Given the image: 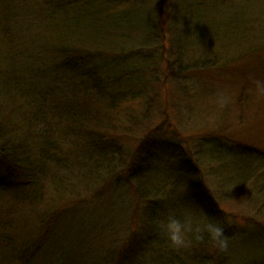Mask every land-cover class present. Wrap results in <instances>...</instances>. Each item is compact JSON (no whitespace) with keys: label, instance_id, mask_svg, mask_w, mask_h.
Here are the masks:
<instances>
[{"label":"rangeland","instance_id":"obj_1","mask_svg":"<svg viewBox=\"0 0 264 264\" xmlns=\"http://www.w3.org/2000/svg\"><path fill=\"white\" fill-rule=\"evenodd\" d=\"M21 3L0 1V14ZM223 4L219 10L214 3L216 8L201 19L205 37L195 43L206 42L189 49L184 60L179 62L178 50L171 48L172 32L162 48L144 49L127 61L126 71L139 78L111 90L112 102L91 98L77 81L70 84L77 86L74 109L64 97L45 108L32 104L37 94L22 96L27 105L21 108L39 116L23 134L10 133V143H34L36 156H44V148L48 159L69 166L52 176L41 169L26 173L29 186L0 191V223L7 226L0 229L1 236H9L11 244L23 235L26 242H39L32 249L42 246L43 255L33 264H108L124 242L127 249L119 264H195V259L196 264H264L262 177L253 171L240 185L244 160L264 158V92L257 87V82L264 83V0ZM232 5H243V12ZM173 17L163 14L161 26L174 24ZM60 20L72 24V40H92L88 16ZM10 33L0 30V37L7 39ZM7 59L17 68L28 61L17 52ZM69 80L64 79L66 85ZM220 91L230 97L223 109L215 103ZM73 114L76 119L71 122ZM56 130L73 135L60 141ZM82 130L102 132L108 153L92 148L91 139L77 133ZM33 138L57 141L38 143ZM58 146L62 155L55 152ZM115 149L118 152L112 153ZM151 203L157 204L156 210H150ZM61 210L63 217L60 214L44 247L39 241L46 234L42 236L43 230ZM169 212L181 218L187 212L197 217L206 213L221 222L230 238L228 252H219L213 241L194 245V238L190 247L172 249L160 229ZM6 258L12 257L0 244V264H19Z\"/></svg>","mask_w":264,"mask_h":264},{"label":"trees","instance_id":"obj_2","mask_svg":"<svg viewBox=\"0 0 264 264\" xmlns=\"http://www.w3.org/2000/svg\"><path fill=\"white\" fill-rule=\"evenodd\" d=\"M22 1L25 4L12 5L13 8H16L14 11L0 14L1 32L11 31L12 33H10L11 36L8 35L9 38L7 39L0 37V191L18 190V188L23 189L24 186H29L30 181L25 182L26 173H34L41 169L52 176L57 170L66 171L69 169V166L64 167L63 161L53 162L48 159L47 150L43 147L40 149L43 148L44 156H36L38 154L36 146L29 138L25 137L29 139L28 143H33L30 147L26 144L20 145L21 140L17 141L16 145L10 143V136H12L10 133L15 132L17 135H21L24 129L29 130L36 125L35 120L38 114L33 109L27 112L21 108L27 105L22 100V96L29 95L30 99L37 94V100L32 101V104L34 106L44 105V107L57 105L61 97H64L66 98L65 102L69 106L72 104L74 109L73 103L77 102L78 99L77 94L75 95L77 86L70 84L73 81H77V83L84 85V91H89L86 93L92 95L91 98L94 96L112 102L113 94L111 90L120 87L121 84L129 85L134 83V80L139 78L135 76V72L126 71L125 68L128 67L127 61H134L135 56L144 49L149 51L162 48L167 34L172 32L173 41H170L171 48L178 50L179 62L184 60L185 54H188L189 49L198 47L200 43L206 42L195 43L201 36L202 39L205 37L200 31L201 19L210 10L216 8L214 3L217 2L220 6L219 10L224 5V0ZM124 7L126 9L122 10ZM241 7L243 8V5L236 8L234 5L233 10L234 8L242 10ZM167 12L173 14L174 17L171 18V23L174 24L166 25L163 28L161 26V18ZM80 15L88 16L89 20H91L90 31L92 30V32L90 33L93 34V38L90 42L83 41L82 38L72 40L69 36V27L72 24H69V22L67 24L60 23L61 18L68 20ZM54 18H57V21L52 26L49 22H53ZM111 28L115 29V33L110 31L112 30ZM105 32L106 36L103 35ZM218 36L220 37V34ZM219 37L217 38L220 39ZM11 52H17L19 57L24 56L25 59L27 57V63H20L17 68L16 63H11V60L9 62L7 59L8 54L10 56ZM14 55L12 53L10 59ZM50 60L53 63H50ZM198 62L201 63L200 61ZM2 64L7 66V69L1 66ZM201 64L204 63L202 62ZM123 70L126 72L119 75ZM117 73L118 75H116ZM66 78L70 79L67 85L64 81ZM125 79L127 80L125 81ZM111 105H114V103H111ZM54 109L51 110L53 111ZM75 119L76 116L73 114L70 121H75ZM87 119L86 122H91L93 116ZM82 128L85 127L82 125ZM55 132L59 140L68 141V138L73 135H69L67 131L62 130H56ZM77 133L90 138V146L95 148L97 152L108 153L106 151L107 148L103 147L107 140L102 139V132L96 131L90 134L82 130ZM27 134L29 135V132ZM33 139L39 140L38 138ZM54 140L56 139L39 140L38 143L47 142L52 144L57 141ZM217 145L220 147L218 143ZM58 149L55 152L62 155L59 146ZM116 152H118L117 149L112 153ZM251 157L252 159L250 160H244L245 164L242 165L244 178L240 185H242L244 180H247V176L251 172L255 171V173L260 175L262 182L259 192L263 196L260 203L261 207L264 208V158ZM34 162L37 163L35 170H33L35 168L33 166ZM217 162L220 163V159H217ZM259 170L261 171L259 172ZM19 177H21L20 181ZM59 181L62 182V179ZM56 183L59 182L57 181ZM149 208L150 210H156L157 204L151 203ZM60 212L49 219L48 228L43 230L42 236L44 232L46 234L39 241L44 247L55 223L61 219L58 220L60 214L63 217V210ZM1 226H4L2 223H0V229L6 230L7 226ZM26 237L27 235H23L20 242L11 244L9 241L10 237L6 236L4 238V235L1 236L0 233V244L4 246L6 251H9V255L12 257L11 259H6L9 261L15 259L19 264H31L33 260L40 259L41 255H43L41 253L43 247L39 246L32 249V245L40 243L36 240L33 241L34 243L26 242ZM209 241L212 240L207 234H204L202 241H194L193 243L201 246L203 244L206 245ZM130 242L134 243L135 241L131 238ZM126 249L127 245L124 242L122 248L115 249L113 257L108 264H119L117 260L125 255ZM196 261L197 259L193 260L195 264L198 263ZM199 263L204 262L199 261Z\"/></svg>","mask_w":264,"mask_h":264},{"label":"clouds","instance_id":"obj_3","mask_svg":"<svg viewBox=\"0 0 264 264\" xmlns=\"http://www.w3.org/2000/svg\"><path fill=\"white\" fill-rule=\"evenodd\" d=\"M257 87L264 92V83L257 82ZM229 101L230 97L225 92L220 91L216 94L215 103L219 109L226 107ZM160 229L174 250L190 247L193 238L202 241L204 234L210 237L219 252L227 253L229 250L230 238L226 235L225 227L221 222L209 218L206 213L197 217L187 212L181 218L174 212H169L166 220L160 223Z\"/></svg>","mask_w":264,"mask_h":264}]
</instances>
